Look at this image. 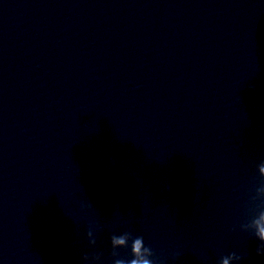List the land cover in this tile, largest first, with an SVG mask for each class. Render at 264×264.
Segmentation results:
<instances>
[{
  "label": "clouds",
  "instance_id": "obj_1",
  "mask_svg": "<svg viewBox=\"0 0 264 264\" xmlns=\"http://www.w3.org/2000/svg\"><path fill=\"white\" fill-rule=\"evenodd\" d=\"M260 238L262 240H264V229H261V231H260ZM118 242L119 243H123L124 241L121 238ZM141 245H142V239L135 240L134 244H133V252L134 253H138L139 248L141 247ZM117 264H123V262L122 261H118ZM130 264H150V261H148V260H143V261L132 260L130 262Z\"/></svg>",
  "mask_w": 264,
  "mask_h": 264
}]
</instances>
